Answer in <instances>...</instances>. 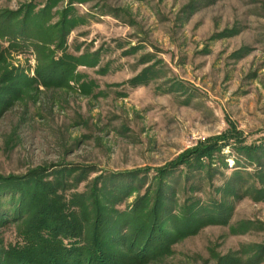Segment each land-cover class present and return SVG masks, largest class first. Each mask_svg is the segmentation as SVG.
I'll return each mask as SVG.
<instances>
[{"label":"rangeland","instance_id":"rangeland-1","mask_svg":"<svg viewBox=\"0 0 264 264\" xmlns=\"http://www.w3.org/2000/svg\"><path fill=\"white\" fill-rule=\"evenodd\" d=\"M159 170L172 210L218 218L134 264H264V0H0V181L127 188L128 212Z\"/></svg>","mask_w":264,"mask_h":264},{"label":"trees","instance_id":"trees-1","mask_svg":"<svg viewBox=\"0 0 264 264\" xmlns=\"http://www.w3.org/2000/svg\"><path fill=\"white\" fill-rule=\"evenodd\" d=\"M36 47L39 51L42 49ZM45 61L47 59H43ZM56 65L60 66L57 70L66 66L62 61L48 60L41 72H52ZM227 139L235 145L242 141L234 136ZM214 148L216 144L210 143L194 150L193 159L189 156L184 161L187 169L190 170L195 160L210 157ZM252 151L255 149L248 148L245 152L250 155ZM157 173L159 179L155 193L151 197L147 192L138 196L128 212L116 210L121 202L119 197L127 188L114 195L104 183L101 192L94 190L85 197L90 204L84 206V194H70L71 189L63 188L60 181L52 177L54 181L47 182L39 172L0 181V226L23 223L17 234L18 241L7 245L1 242L0 264L144 262L162 254L170 237L192 233L205 221L218 218L213 207L203 216L194 205L176 212L172 210L169 205L173 198L165 192L166 184L161 179L164 172L159 170ZM6 205L10 207L5 209ZM87 220L89 222L84 225Z\"/></svg>","mask_w":264,"mask_h":264}]
</instances>
